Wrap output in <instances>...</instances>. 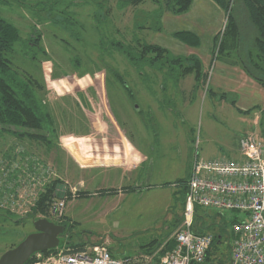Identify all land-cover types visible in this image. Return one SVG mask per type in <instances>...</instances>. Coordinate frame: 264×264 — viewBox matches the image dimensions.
<instances>
[{"label": "rangeland", "instance_id": "1", "mask_svg": "<svg viewBox=\"0 0 264 264\" xmlns=\"http://www.w3.org/2000/svg\"><path fill=\"white\" fill-rule=\"evenodd\" d=\"M102 1L0 0V16L21 38L8 55L12 67L20 80L33 83L30 93L52 121L50 148L18 140L0 126V257L35 232L28 215L44 186L55 180L65 189L57 191L47 217L37 219H65L72 242L106 247L116 259L149 255L146 249L159 257L181 225L182 182L195 142L201 158H236L239 139L247 134L264 148V90L243 71V56L219 54L214 46L226 24L224 11L210 0H193L181 16L161 10L165 0L136 6ZM180 31L196 34L198 45L176 40L173 33ZM33 35L41 38L38 48L25 45ZM248 36L250 46L254 32ZM113 43L133 49L157 45L173 58L194 57L203 74L199 88L192 75L181 79L180 69L168 75L147 67L136 72L121 52L109 49ZM124 134L144 157L141 166L136 159L135 170L131 155L111 158ZM111 162H125V170L105 168ZM60 200L65 203L58 215ZM216 212L202 209L200 215L211 235L225 226L215 258L224 260L234 214L224 212L213 221ZM66 240L62 236L59 245Z\"/></svg>", "mask_w": 264, "mask_h": 264}, {"label": "trees", "instance_id": "2", "mask_svg": "<svg viewBox=\"0 0 264 264\" xmlns=\"http://www.w3.org/2000/svg\"><path fill=\"white\" fill-rule=\"evenodd\" d=\"M95 4H102V0H92ZM222 11L226 13V24L222 33V37L214 39V46H217L218 53L227 52L241 55L245 58L242 61V69L245 74L261 88L264 89V0H210ZM143 0H124L126 6H136L142 3ZM193 0H165L161 10L170 13L173 16H181L188 12ZM101 10V9H99ZM102 12V10H101ZM108 13V10H105ZM95 18L97 14L94 12ZM254 32L251 38V45L247 46L249 41L248 34ZM173 37L179 42L196 47L198 38L193 32H175ZM21 41L19 31L5 19L0 16V126L11 130V134L18 140L27 138L36 142H42L46 147H51V142L47 140L49 133L48 124L52 121L48 113L42 112L37 101L30 93L29 86L33 83L30 81L25 83L20 80L17 71L12 67L11 59L8 57L14 50V47ZM40 36L33 35L26 42V47L38 48ZM218 41V45L217 44ZM110 50L122 53L128 64L141 72L145 67L159 72H164V75L171 74L174 69H180V78L184 79L188 75L193 76L196 87L199 88V83L203 79L201 66L199 61L194 57L173 58L169 52L157 45H140L135 49L125 47L120 43H113L109 47ZM194 61V62H193ZM18 76V77H17ZM115 77V75H114ZM119 80V77L116 80ZM122 85V80H119ZM129 96L130 90L127 88ZM220 98L225 99L231 105H235L232 97L223 94ZM188 177V175H187ZM186 181L182 182L184 193H186ZM65 189L63 183L59 180L50 182L45 186V192L40 194L35 207L29 213L32 220H37V215L47 217L49 209L55 198L59 196L58 190ZM68 192V191H67ZM68 194V193H67ZM79 197L85 196L84 193H79ZM105 194H113L106 192ZM201 209H194V227L193 230L197 234H208V225L204 223L205 214H201ZM222 213L216 212L212 217L213 221L217 218L221 219ZM223 219V218H222ZM62 226L67 228L65 219L60 222ZM234 219H231V224ZM213 225L216 224L213 222ZM216 229V228H215ZM219 231L212 235V243L209 251L206 254L205 260L201 264H227L229 263V247H227V257L222 260V256L217 257L218 246L222 243L225 226L221 225ZM69 247L73 250H81L86 247V244L78 242L74 243L68 237V240L61 247ZM173 241L166 243L161 251L162 254L171 250ZM49 252V251H48ZM48 252H45L48 253ZM151 249H146V254H152ZM111 254V253H110ZM112 256V255H111ZM33 258V257H32ZM32 258L28 263L32 262ZM196 264V263H193Z\"/></svg>", "mask_w": 264, "mask_h": 264}, {"label": "built area", "instance_id": "3", "mask_svg": "<svg viewBox=\"0 0 264 264\" xmlns=\"http://www.w3.org/2000/svg\"><path fill=\"white\" fill-rule=\"evenodd\" d=\"M189 169L185 204L179 229L171 250L151 257L116 259L106 247L88 246L81 250L61 247L37 253L27 264H201L212 243L211 234L194 232V209L233 213L234 223L226 237L229 264H264V148L251 134L239 139V156L204 159L199 143ZM45 187V186H44ZM71 192V191H70ZM10 210L13 196L5 198ZM64 201L56 203L54 213L61 215Z\"/></svg>", "mask_w": 264, "mask_h": 264}, {"label": "water", "instance_id": "4", "mask_svg": "<svg viewBox=\"0 0 264 264\" xmlns=\"http://www.w3.org/2000/svg\"><path fill=\"white\" fill-rule=\"evenodd\" d=\"M35 232L28 235L20 244L6 251L0 257V264H27L37 253H45L61 248L60 238L64 233L62 225L47 219L33 222Z\"/></svg>", "mask_w": 264, "mask_h": 264}, {"label": "crops", "instance_id": "5", "mask_svg": "<svg viewBox=\"0 0 264 264\" xmlns=\"http://www.w3.org/2000/svg\"><path fill=\"white\" fill-rule=\"evenodd\" d=\"M167 16V15H166ZM251 82H252V84H253V82L254 81H252L251 79H249ZM257 84V83H256ZM258 85V84H257ZM260 87V86H259ZM161 88V87H160ZM261 88V87H260ZM263 89V88H262ZM264 90V89H263ZM254 107V106H253ZM122 141H121V144L120 145H117V148H119L118 149V151H116V153L113 151L112 153H111V158L112 159H115V157H116V155H117V153L120 155V157H121V159H123V160H125V157H129L130 155H131V160H133L132 161V163H133V166H134V170H135V168L137 167V165L139 164L140 166L141 165H143V160H144V157H143V155L139 152V147L136 145V144H131L127 139H126V136H125V134H124V137L121 139ZM128 145V146H127ZM117 148H116V150H117ZM128 148V149H127ZM239 150V149H238ZM239 156V151H238V155H237V157ZM216 157H218V154L217 153H214V155L213 156H211V157H209V158H204V159H212V158H216ZM136 159H138V162H137V165H136ZM113 162V161H112ZM111 162V163H112ZM126 164H125V162L123 163H120V164H114V163H112V164H108V165H106L105 166V168H111L113 171H116V172H119V171H121V169H123V170H125V168H123V167H126L125 166ZM123 166V167H122ZM139 166V167H140Z\"/></svg>", "mask_w": 264, "mask_h": 264}, {"label": "flooded vegetation", "instance_id": "6", "mask_svg": "<svg viewBox=\"0 0 264 264\" xmlns=\"http://www.w3.org/2000/svg\"><path fill=\"white\" fill-rule=\"evenodd\" d=\"M56 225H61V223L59 222V223L56 224ZM63 227H64V226H63ZM66 235H67V234L65 233V227H64V233H63L62 236L65 238V240L69 237V236L66 237ZM66 241H67V240H66Z\"/></svg>", "mask_w": 264, "mask_h": 264}]
</instances>
